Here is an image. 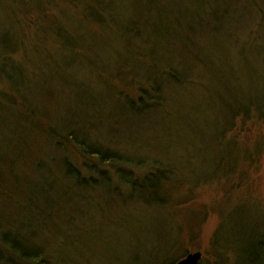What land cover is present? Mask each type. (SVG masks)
Masks as SVG:
<instances>
[{"label": "rangeland", "instance_id": "374dc122", "mask_svg": "<svg viewBox=\"0 0 264 264\" xmlns=\"http://www.w3.org/2000/svg\"><path fill=\"white\" fill-rule=\"evenodd\" d=\"M263 1L255 3L258 5L255 22V15L247 14L249 7H253L251 0H230L226 3L222 0L185 1L184 8L189 15L200 14L201 8L218 14L222 6H227L232 10L230 18H226L214 30H209L210 19L202 26L204 35L209 36L215 46L209 55L211 65L202 71L205 87L186 85L180 88L173 84L168 86L167 83L166 105L142 116L138 131L112 134L105 129L111 123V111L118 106L115 97L117 89L134 96L139 92L137 83L124 86L116 79L106 87L103 72V76L99 75L80 56L74 57V71L81 81L78 85L81 89L66 88L53 100V104L73 102L78 105L83 102V106L78 108V117L87 114L96 116L100 124L97 134L101 142L112 144L110 140L114 138L113 142L116 143L112 145L123 149L124 155L128 154L137 161L149 159L145 165L152 163L151 160L164 161L165 166L171 168L165 189L170 186L175 205L161 208L156 204L147 205L141 198L128 197L130 188L127 187V190L121 185L116 171L110 169H104V173L111 178L109 181L113 182V187L108 182L85 189L76 184L79 196L74 193L75 188L59 165L62 151L44 147L41 142L40 147H30L27 135L26 144H23L8 130H2L0 144L8 148L0 154V158L7 160L0 165V176L6 179L11 197L0 196V235L2 231L9 233L14 241L12 243L18 248L25 244L26 250L28 245L41 247L43 252L48 251L55 264H166V256H160L161 250L167 246L164 242H173L178 237L185 243V248L203 253L202 264H259L258 254L262 250L264 253L261 241V237L262 240L264 237V147L261 153H255L256 157L259 156L258 167L245 166L244 177H214L230 161L222 162L226 153L224 149L216 148L213 145L215 141L211 140L212 134L207 125H212L214 120L207 110L210 100L206 90L219 85L221 79L233 84L234 78L255 90L264 89ZM41 2L46 5V0ZM20 3L22 0H0V46L10 40L14 33L17 36L18 31L24 29L17 21ZM134 9L131 3L121 4L118 7L121 20L128 21ZM48 10V14L62 15L60 11H65V8L62 4L57 7L55 3ZM21 12L25 24L26 13ZM63 19L70 21L66 16ZM110 37L104 36V40ZM22 39L26 40L25 34ZM112 39L116 40L115 37ZM112 39L110 54L103 51L99 54L107 62L118 55ZM254 39L257 45L252 42ZM52 43L50 40L48 45L52 46ZM241 45L244 48L243 56L237 48ZM154 74L160 78L158 72L152 70L147 74V79ZM147 82L142 83L145 86ZM94 99L101 104L100 110L97 108L98 111L102 110L100 116L89 109ZM61 114L67 115L66 109ZM255 122L244 125L238 121L235 130L228 132V136H235L241 141L240 144L252 148L264 135V122ZM126 136L130 140L126 142L127 147H122ZM11 143L13 147H10ZM65 151L77 168L84 166L81 165L82 159L78 160L72 151ZM20 154L26 157V162H11ZM13 167L16 168L17 180L9 174V169ZM49 169L55 175L51 180L55 181L56 188L51 197L56 202L48 208L47 202L43 201L49 199V195H42V187L49 184L43 178ZM96 176L99 177L98 174ZM15 181H19V184ZM33 190L39 194L32 196ZM37 211L42 214L36 216L34 213ZM14 229H19L24 239L17 237L14 240ZM0 264L12 263L0 260Z\"/></svg>", "mask_w": 264, "mask_h": 264}, {"label": "trees", "instance_id": "16d2710c", "mask_svg": "<svg viewBox=\"0 0 264 264\" xmlns=\"http://www.w3.org/2000/svg\"><path fill=\"white\" fill-rule=\"evenodd\" d=\"M185 1L46 0L44 6L41 0H22L17 21L24 29H20L17 36L13 34L16 40L11 35L12 38L3 40L0 46V132L8 130L15 138L22 140L23 144H26L27 135L30 147H40L41 142L44 147L50 146L57 152L62 151L63 157L59 165L75 188L74 193L79 196L76 184L85 189L108 182L113 187V182L109 181L111 178L104 173V169H110L116 171L121 185L130 188L128 197L141 198L147 205L156 204L161 208L175 205L170 186L165 189L171 176V168L165 166L164 161L151 160L152 163L145 165L149 159L137 161L127 156L128 154L124 155L123 149L112 145L116 143L113 142L114 138L110 140L112 144L101 142L97 134L100 124L97 123L96 116L87 114L85 117H78V108L83 106V102L78 105L73 102L53 104V100L61 94V90L80 88L78 85L81 81L74 71L75 56L83 58L99 75L103 72L106 87L116 79L124 83V86L137 83L139 92L134 96L117 89L115 97L118 106L111 111V123L105 128L112 134L138 131L142 116L162 109L167 100V83L168 86L173 84L180 88L186 85L205 87L202 83V71L211 65L212 58L209 55L215 46L211 38L204 35L202 26L210 19L209 30L217 29L218 25L228 19L232 10L222 6L221 13L214 14L208 8L206 11L201 8L200 14L189 15L184 8ZM222 1L226 3L230 0ZM257 1L251 0L253 7L247 10L248 16L255 15ZM126 2L135 6V9L125 22V19L120 18L118 7ZM55 3L57 7L62 4L65 8V11H60L62 15L48 14L49 6ZM20 12L26 13L25 24ZM64 16L70 21H65ZM255 17L256 15L254 22ZM23 34L26 35V40L22 39ZM108 35L112 37L104 40V36ZM114 37L116 40L112 39ZM110 39L113 40L118 55L116 59L111 57L107 62L99 54L102 51L110 54L113 44ZM50 40L53 41L52 46L48 45ZM252 42L256 45L258 43L256 39ZM237 48L243 56L242 45ZM152 70L157 71L160 78L154 74L148 80L147 74ZM144 81H148L145 86L142 83ZM206 93L210 100L207 110L214 120L212 125H207L212 134L211 140L215 141L212 144L224 149L226 155L222 162L231 163H225L222 172H216L214 177L237 175L242 178L246 173L245 166L258 167L259 156L256 157L255 153H261L264 135L249 148L250 145L245 147L235 136H228V132L235 130L238 121L244 125L256 123L255 121L264 122V89L255 90L234 78L233 84L225 79L219 80V85L209 87ZM96 99L98 100L97 97ZM96 99L91 101L89 109L100 116L102 110L98 111L97 108L100 110L101 104ZM63 109L67 112L65 116L61 114ZM129 140L126 136L122 147H127L126 142ZM10 147H13L12 143ZM7 148L0 144V154ZM65 150H74L72 152L78 160L82 159L81 165L84 166L77 168V164L72 161V157L67 156ZM230 156L233 158L229 159ZM53 157L55 160L56 157ZM6 161L5 158H0V165ZM22 161L26 162V157L20 154L11 162ZM49 170L50 175L46 173V177H43L49 184H43L42 187V195H49V199L43 201L47 202L48 208L56 202L51 197L56 188L55 181L51 180L55 175ZM9 174L14 180L18 179L15 167L9 169ZM96 174L99 175L98 178ZM15 182L19 184V181ZM9 194L6 179L0 176V196L10 198ZM36 194L39 192L33 190L32 196ZM32 202L35 201L32 199ZM46 211L49 209L46 208ZM34 214L40 216L42 212ZM12 232L14 240L17 237L24 239L19 229ZM0 237V260H7L12 264H55L48 251L43 252L41 247L28 245L26 250L25 244L18 248L6 231H2ZM261 241L264 249V237L263 240L261 237ZM164 243L167 246L161 250L160 256H166V264H175L193 252L185 248L180 237L173 242L165 240ZM262 251L257 257V260L260 259L259 264L264 261Z\"/></svg>", "mask_w": 264, "mask_h": 264}, {"label": "water", "instance_id": "95a60500", "mask_svg": "<svg viewBox=\"0 0 264 264\" xmlns=\"http://www.w3.org/2000/svg\"><path fill=\"white\" fill-rule=\"evenodd\" d=\"M203 259L201 251L188 253L185 257L177 261L175 264H200Z\"/></svg>", "mask_w": 264, "mask_h": 264}]
</instances>
